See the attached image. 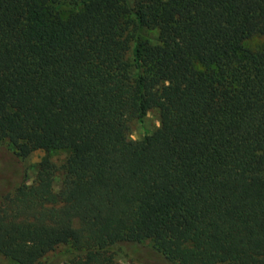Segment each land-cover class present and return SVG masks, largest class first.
Instances as JSON below:
<instances>
[{
	"label": "trees",
	"instance_id": "trees-1",
	"mask_svg": "<svg viewBox=\"0 0 264 264\" xmlns=\"http://www.w3.org/2000/svg\"><path fill=\"white\" fill-rule=\"evenodd\" d=\"M263 36L264 0H0V143L66 154L0 183V264H264Z\"/></svg>",
	"mask_w": 264,
	"mask_h": 264
},
{
	"label": "rangeland",
	"instance_id": "rangeland-1",
	"mask_svg": "<svg viewBox=\"0 0 264 264\" xmlns=\"http://www.w3.org/2000/svg\"><path fill=\"white\" fill-rule=\"evenodd\" d=\"M70 9L61 8L60 14L64 15ZM147 36L156 35L155 31L145 32ZM264 43L263 37H255L247 43L249 47ZM158 126V116L156 109H150L146 112L145 117L141 122L137 120H130L128 122L127 136L130 139H140L145 134H149ZM43 157L47 158L48 161L54 166L55 179L54 187L57 189L61 181V166L64 162L66 154L62 150H35L28 157L24 159L16 158L5 143H0V183L4 189H9L12 186L19 185L21 183L29 184L34 176L32 166L36 164ZM1 189V188H0ZM143 246H139V250L132 255L129 248H120L114 255L115 260L121 264H127L129 257L133 258V261L138 264H168L163 261H159L157 258L150 253L149 244L143 243ZM69 249L67 246H60L55 248L53 251L45 255L38 264H66L69 257ZM3 264H12L8 261H3Z\"/></svg>",
	"mask_w": 264,
	"mask_h": 264
}]
</instances>
